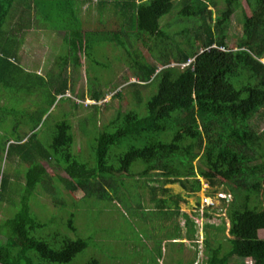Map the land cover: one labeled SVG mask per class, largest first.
<instances>
[{
	"label": "trees",
	"instance_id": "obj_1",
	"mask_svg": "<svg viewBox=\"0 0 264 264\" xmlns=\"http://www.w3.org/2000/svg\"><path fill=\"white\" fill-rule=\"evenodd\" d=\"M24 1L0 0V99L4 89L21 82L19 72L23 69L18 64L17 40L13 37L18 23L12 19L16 3ZM245 2L248 14L241 0H222V7L217 0H123L121 29L118 33L108 31L98 39L93 32H82L80 23L66 16L57 21L65 32L55 72L47 77L26 72L38 80L32 87L39 97L32 114L17 117L31 124L29 133L5 141L8 152H15L29 163L28 173H33L25 174L26 193L20 199L19 210L1 225L0 264H63L88 246L82 238H61L60 246L53 248L31 235L33 229L44 224L30 213L29 193L38 184L52 193L60 189L43 162H54L66 174L56 179L63 190H80L85 197L110 195L133 216H139V208L160 212L167 226L178 229L167 239L171 243L182 238L194 241L200 229L206 235V259L201 264H230L232 257L249 259L242 264H264V238L257 235L264 228V0ZM236 10L242 15L241 36L236 48H230L226 37ZM171 12L173 19L161 24ZM101 41L112 42L123 50L134 78L129 84L151 86L152 92L143 103V113L117 109L100 130L93 114L83 117L80 126L89 138L93 137L89 156L84 158L73 153L70 120L55 122L46 139L38 137L37 128L45 123L43 116L57 96V101L69 100L65 93L74 94V82L67 77V69L79 70L81 55L89 66L91 48ZM137 42L146 48L149 58L136 47ZM190 58L191 62L183 67L171 64L185 63ZM95 64L109 68L106 63ZM30 85L20 83L19 98L21 93H33ZM92 85L88 84L86 93L75 96L80 100L88 97L96 109V102L106 92ZM113 97H121L120 91H115ZM136 97L139 99L138 91ZM71 106L76 107L73 100ZM87 122L93 132L85 131L83 124ZM194 160L195 167L190 164ZM200 178L210 186L224 181L234 186L230 189L232 199L223 202L229 221V248L224 252L217 233L211 234V245L207 229L223 231L225 225L198 223L192 218L209 217L208 210L190 217L180 211L184 195L165 187L177 183L185 193L197 192ZM0 180L2 190L4 176ZM138 188H148L147 201ZM71 217L68 227L73 230ZM179 217L185 227L184 237ZM89 264L99 263L91 259Z\"/></svg>",
	"mask_w": 264,
	"mask_h": 264
},
{
	"label": "rangeland",
	"instance_id": "obj_2",
	"mask_svg": "<svg viewBox=\"0 0 264 264\" xmlns=\"http://www.w3.org/2000/svg\"><path fill=\"white\" fill-rule=\"evenodd\" d=\"M217 2L219 7L223 6L222 0H217ZM241 2L244 11L248 14L245 0H241ZM173 16L174 12L165 15L161 19V24L173 19ZM241 18L242 15L239 10H236L231 16L226 37L227 47L236 48L238 44L237 41L241 36ZM179 39L181 38L179 37ZM55 41L58 42V38H55ZM101 43L91 48L90 67L81 55L80 60L83 63L81 68L79 70H72L70 67L67 69V77L74 82V94L65 93L66 96L70 97L69 100L57 101V96L56 102L43 116V119L46 118L45 123L37 128L38 137L46 139L51 135L55 122L62 119L70 120L73 134V153L80 154L84 158L89 156L88 150L93 142V137L89 138V135L81 128L80 124L83 117L93 114L97 130H100L117 109H135L142 112L143 103L152 92L151 86L129 84L134 81V78L123 57V50L109 41H101ZM136 47L149 58L146 48L139 42H137ZM53 49L51 47L45 50L38 48L42 52L37 53L35 49L31 48L32 51L29 53H17L18 64L23 68V71L19 72L20 83L27 82L29 84L31 82L29 88L33 90L32 85L37 84L38 80L32 75H26V72L37 71L45 77L55 72V59L61 53L59 50L63 51V47H60L56 53L53 52ZM262 61L264 62V59ZM95 62L102 65L106 63L109 68L100 67ZM93 78L97 81L94 82ZM20 83L12 88L4 89L0 99V179L1 176L5 178L4 187L2 190L0 189V229L3 222L19 210L20 199L26 193L25 174L33 173V171L28 173L29 163L22 161L15 152H8V143H5L7 139L14 140L17 135L22 136L25 132L29 133L31 124L21 122L20 118V122H18L17 117L19 114H32L34 109H37L34 103L39 98L38 93L35 90L32 94L21 93V98H19L17 93L20 91ZM90 83H93L92 87L95 85L106 92V96L96 102V109L91 106L95 102L88 97L80 100L75 96L81 92L86 93ZM115 91H120L121 97L111 99ZM137 91L139 92V99L136 97ZM21 99L23 101H20ZM72 100L76 107L71 106ZM20 102L22 103L20 104ZM11 108L20 109L10 113L9 109ZM16 111L18 112L16 113ZM90 126L89 122L83 124L85 131L93 132ZM190 164L195 167L196 161H190ZM43 166L52 179L56 181H54L56 187L60 189L56 193H52L38 184L29 193L30 213L44 224L40 228L33 229L31 235L44 239L53 248L60 246L61 238H82L88 244L84 250L63 264H89L91 259H96L99 264H201L206 259L203 243L206 235L200 229L195 233L194 241L182 238L184 246L180 243L182 241L171 243L167 239L175 235L178 229L167 226L166 220L160 212L157 213L150 207H148L149 209L138 207L137 214L139 216H133L131 211L126 212L127 209L124 210L122 205L112 199L110 195L104 198L85 197L80 190L75 192L63 190L62 184L56 179L58 177L65 178L66 174L54 162H43ZM199 180L201 187L197 192L185 193L177 183L166 184L165 187H169L172 193L180 192L184 195L185 200L179 203L180 211L188 213L190 217L200 216L204 209L208 210L207 213L211 214L209 217L192 218L198 223L206 221L225 225L223 231H216L213 228L207 229L211 245H214L211 234L217 233L222 245V252H224L229 248L226 239L229 237V221L225 215L223 202L227 203L232 199L230 189L234 186L227 181L217 186H210L205 179L200 178ZM154 184L158 185V183ZM137 190L142 192L147 201L149 197L148 188H138ZM157 195L161 196L159 193ZM134 196L138 198L135 193ZM223 199L225 200L223 201ZM261 199L264 200V194H261ZM70 215H72L73 230L68 227ZM178 221L182 237H184L185 227L181 217L178 218ZM257 235L264 238V228L259 229ZM245 262H249V259L238 257L230 259V264Z\"/></svg>",
	"mask_w": 264,
	"mask_h": 264
},
{
	"label": "crops",
	"instance_id": "obj_3",
	"mask_svg": "<svg viewBox=\"0 0 264 264\" xmlns=\"http://www.w3.org/2000/svg\"><path fill=\"white\" fill-rule=\"evenodd\" d=\"M134 1L140 3L146 0ZM122 2L123 0H27L23 3L17 2V11L12 19V22L18 23L13 36L17 40V53H29L32 51L31 48L41 53L42 51L38 48L45 50L50 47L54 48L53 52L56 53L63 45L62 38L65 32L57 21L65 16L69 20L79 22L82 32H93L97 39L105 37L108 31L119 32L123 20ZM22 7H25L24 11H21ZM55 38L59 41H55ZM99 44L102 43H95V46ZM33 73L41 75L37 71ZM182 240L177 239V243Z\"/></svg>",
	"mask_w": 264,
	"mask_h": 264
},
{
	"label": "built area",
	"instance_id": "obj_4",
	"mask_svg": "<svg viewBox=\"0 0 264 264\" xmlns=\"http://www.w3.org/2000/svg\"><path fill=\"white\" fill-rule=\"evenodd\" d=\"M192 58L188 59L185 63H181L180 67H183L191 62Z\"/></svg>",
	"mask_w": 264,
	"mask_h": 264
},
{
	"label": "clouds",
	"instance_id": "obj_5",
	"mask_svg": "<svg viewBox=\"0 0 264 264\" xmlns=\"http://www.w3.org/2000/svg\"><path fill=\"white\" fill-rule=\"evenodd\" d=\"M172 65L180 66L181 63H171Z\"/></svg>",
	"mask_w": 264,
	"mask_h": 264
}]
</instances>
